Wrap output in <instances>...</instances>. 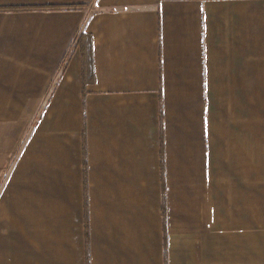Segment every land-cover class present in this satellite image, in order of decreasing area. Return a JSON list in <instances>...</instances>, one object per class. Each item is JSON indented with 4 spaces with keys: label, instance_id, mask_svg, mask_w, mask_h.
<instances>
[{
    "label": "crops",
    "instance_id": "1",
    "mask_svg": "<svg viewBox=\"0 0 264 264\" xmlns=\"http://www.w3.org/2000/svg\"><path fill=\"white\" fill-rule=\"evenodd\" d=\"M13 8L0 264H264V0Z\"/></svg>",
    "mask_w": 264,
    "mask_h": 264
},
{
    "label": "trees",
    "instance_id": "2",
    "mask_svg": "<svg viewBox=\"0 0 264 264\" xmlns=\"http://www.w3.org/2000/svg\"><path fill=\"white\" fill-rule=\"evenodd\" d=\"M37 8H13V9H0V12H14L18 13V12H25V11H32V10H36ZM44 10H50L51 8L45 7V8H41ZM40 9V10H41ZM76 47H79L82 51V56L85 59L86 62H89L92 56V46H91V41L89 39V37H86L85 35H81V37H78L77 39V43H76ZM85 62V63H86Z\"/></svg>",
    "mask_w": 264,
    "mask_h": 264
}]
</instances>
